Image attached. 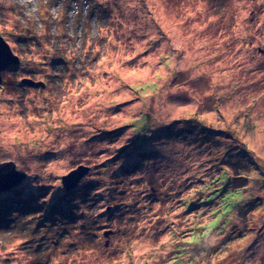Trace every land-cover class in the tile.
Here are the masks:
<instances>
[{
	"label": "rangeland",
	"instance_id": "rangeland-1",
	"mask_svg": "<svg viewBox=\"0 0 264 264\" xmlns=\"http://www.w3.org/2000/svg\"><path fill=\"white\" fill-rule=\"evenodd\" d=\"M0 36V264H264V0H0Z\"/></svg>",
	"mask_w": 264,
	"mask_h": 264
},
{
	"label": "water",
	"instance_id": "water-1",
	"mask_svg": "<svg viewBox=\"0 0 264 264\" xmlns=\"http://www.w3.org/2000/svg\"><path fill=\"white\" fill-rule=\"evenodd\" d=\"M19 61L18 56L12 54L9 45L0 36V84L2 83V72L13 64H17ZM86 172V169L79 168L76 171L69 173L61 178L63 188L70 190L75 187L76 179ZM21 175L15 172V165L12 163H0V192L6 191L12 187L18 186Z\"/></svg>",
	"mask_w": 264,
	"mask_h": 264
},
{
	"label": "bare ground",
	"instance_id": "bare-ground-1",
	"mask_svg": "<svg viewBox=\"0 0 264 264\" xmlns=\"http://www.w3.org/2000/svg\"><path fill=\"white\" fill-rule=\"evenodd\" d=\"M3 38V37H2ZM5 41V40H4ZM11 50V49H10ZM12 52V51H11ZM12 54H14V53H12ZM15 55V54H14ZM16 56V55H15ZM30 73H31V75L33 76V75H35V74H37V73H40V71H37V72H32V71H30ZM99 83H101L100 81H99ZM97 87H99V84H97ZM140 116V115H139ZM93 131H95V130H93V129H90L89 130V132H93ZM249 231H251L252 232V229H247V228H244V227H240V229L239 228H236L235 226H233V227H231V229H230V231H229V234L225 237V240H226V243H229V241H232V240H234L237 236H238V234H248L249 233ZM222 232H219V234H221ZM171 254V253H170ZM170 254H168V257L170 256Z\"/></svg>",
	"mask_w": 264,
	"mask_h": 264
},
{
	"label": "trees",
	"instance_id": "trees-1",
	"mask_svg": "<svg viewBox=\"0 0 264 264\" xmlns=\"http://www.w3.org/2000/svg\"><path fill=\"white\" fill-rule=\"evenodd\" d=\"M162 135L164 136V137H167L168 135H169V132H166V133H164V132H162ZM229 155V154H228ZM246 158V157H245ZM246 162H249V161H247V160H245ZM231 165H233V164H231ZM234 166V165H233ZM240 174V173H239ZM239 177L238 178H244V175L241 173L240 175H238ZM237 178V179H238ZM237 205V206H236ZM239 205V202H234V203H229L228 204V207H231V208H234L235 209V207H239L238 206ZM227 207V208H228ZM225 209V208H224ZM229 209V208H228ZM222 210V209H221ZM221 212H223V210L221 211ZM228 212L229 211H226V212H223L222 214H220V217H222V216H225L226 214H228ZM122 216H124V214H122ZM3 219V218H2ZM3 221H5V219H3ZM233 227V226H232ZM231 229V228H230ZM230 229H229V231H230ZM228 231V232H229ZM223 233V232H222Z\"/></svg>",
	"mask_w": 264,
	"mask_h": 264
},
{
	"label": "clouds",
	"instance_id": "clouds-1",
	"mask_svg": "<svg viewBox=\"0 0 264 264\" xmlns=\"http://www.w3.org/2000/svg\"><path fill=\"white\" fill-rule=\"evenodd\" d=\"M13 188H16V186H15V187H12V188H10V189H13ZM7 190H9V189H7ZM7 190H6V191H7Z\"/></svg>",
	"mask_w": 264,
	"mask_h": 264
}]
</instances>
